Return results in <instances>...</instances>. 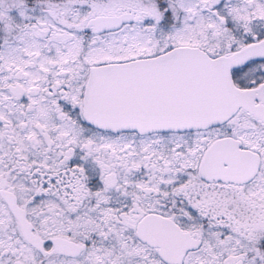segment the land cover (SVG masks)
<instances>
[{
    "label": "snow or ice",
    "instance_id": "1",
    "mask_svg": "<svg viewBox=\"0 0 264 264\" xmlns=\"http://www.w3.org/2000/svg\"><path fill=\"white\" fill-rule=\"evenodd\" d=\"M0 264H264V0H0Z\"/></svg>",
    "mask_w": 264,
    "mask_h": 264
}]
</instances>
